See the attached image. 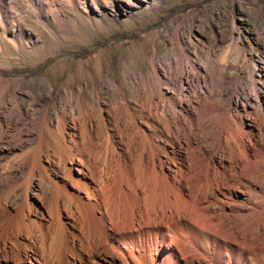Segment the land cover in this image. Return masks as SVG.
<instances>
[{"label": "bare ground", "instance_id": "1", "mask_svg": "<svg viewBox=\"0 0 264 264\" xmlns=\"http://www.w3.org/2000/svg\"><path fill=\"white\" fill-rule=\"evenodd\" d=\"M0 40V54L19 50L18 40ZM165 96H150L155 104L147 127L136 125L142 139L130 157L114 156L108 127L97 134L102 145H79L73 125L59 131L54 146L66 158L55 170L42 163V136L8 161L0 171V264H264V119L248 129L210 107L189 105L181 115ZM137 136L128 137L129 150ZM11 144L2 154L15 153ZM39 174L46 212L31 201Z\"/></svg>", "mask_w": 264, "mask_h": 264}, {"label": "rangeland", "instance_id": "2", "mask_svg": "<svg viewBox=\"0 0 264 264\" xmlns=\"http://www.w3.org/2000/svg\"><path fill=\"white\" fill-rule=\"evenodd\" d=\"M0 39L19 42L18 51L0 54L3 174L39 136L42 163L55 170L66 158L55 147L59 131L73 125L79 145L101 144L108 127L114 156L134 155L152 95L159 102L166 94L181 115L189 105L210 107L236 114L248 129L264 119V0H0ZM7 143L15 153L2 154ZM41 179L31 201L46 212ZM6 191L0 187V198Z\"/></svg>", "mask_w": 264, "mask_h": 264}]
</instances>
